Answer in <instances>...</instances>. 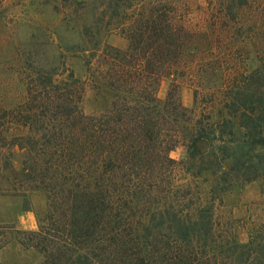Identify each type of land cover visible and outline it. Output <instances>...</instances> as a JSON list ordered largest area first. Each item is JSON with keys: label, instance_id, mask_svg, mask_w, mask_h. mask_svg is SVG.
I'll use <instances>...</instances> for the list:
<instances>
[{"label": "trees", "instance_id": "1", "mask_svg": "<svg viewBox=\"0 0 264 264\" xmlns=\"http://www.w3.org/2000/svg\"><path fill=\"white\" fill-rule=\"evenodd\" d=\"M168 14L142 6L121 24L126 51L93 52L88 83L107 98L104 111L86 116L85 81L48 72L26 104L0 113V155L17 147L27 156L14 189L45 199L37 231L0 226V251L14 240L41 264H264V225L240 242L217 221L235 188L259 182L264 197V59L252 72L222 68L217 41L205 39L200 52ZM191 69L201 74L200 114L182 106L175 83L157 96L164 78ZM218 73L221 86L205 92V75ZM16 125L28 134L9 142ZM179 146L185 158L176 162Z\"/></svg>", "mask_w": 264, "mask_h": 264}, {"label": "rangeland", "instance_id": "2", "mask_svg": "<svg viewBox=\"0 0 264 264\" xmlns=\"http://www.w3.org/2000/svg\"><path fill=\"white\" fill-rule=\"evenodd\" d=\"M166 6L168 16L198 38L200 52L205 39H215L218 65L227 70L252 72L264 59V0H0V113L10 112L28 102V90L39 86L48 72L74 76L85 81L81 108L86 116L105 110L107 98L88 83L97 68L96 50L128 49L121 24L142 14V6ZM88 56L87 60L84 56ZM92 56V57H91ZM208 55L206 58H212ZM201 58L197 57L196 60ZM200 73L197 69L164 78L157 96L163 100L172 83L178 86L183 107L202 113L195 107ZM220 74L205 75V92L221 86ZM58 79V78H57ZM91 85V86H90ZM28 129L14 126L7 135L26 136ZM197 152L206 154L208 145L197 143ZM0 155V226H12L19 232L37 231L38 218L45 212L41 193H25L15 187L22 181L26 152L17 147L3 149ZM2 151V150H1ZM179 162L185 149L179 146L170 153ZM12 167V168H11ZM13 190H15L13 192ZM217 221L235 232L240 242L247 241L248 230L264 225V197L259 182L235 188L224 195ZM42 256L11 240L0 251V264H41Z\"/></svg>", "mask_w": 264, "mask_h": 264}]
</instances>
